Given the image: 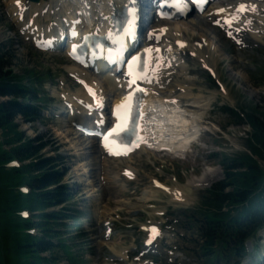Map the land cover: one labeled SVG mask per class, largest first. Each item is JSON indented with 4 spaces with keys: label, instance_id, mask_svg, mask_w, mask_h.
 <instances>
[{
    "label": "rangeland",
    "instance_id": "1",
    "mask_svg": "<svg viewBox=\"0 0 264 264\" xmlns=\"http://www.w3.org/2000/svg\"><path fill=\"white\" fill-rule=\"evenodd\" d=\"M7 7V0H0V43L11 42L13 44L23 68L37 69L38 71L51 69L56 73L59 81H67V76L72 69L70 68L71 63L66 56L64 54L56 56L42 54L36 51L31 44L21 41L20 37L10 26L13 19L10 17ZM181 26L188 27L190 25L182 23ZM198 28L199 30H193L191 34L201 36L202 34L200 33L202 31L210 33L201 23L198 24ZM186 33L191 35L188 31ZM209 35L211 42L217 41V35ZM214 50L217 54L222 55V58L227 55V47L221 39L216 43ZM255 56L256 54H252L250 61L249 59L246 61L254 64L255 60H260L255 59ZM218 64V70L221 75L220 80L225 84L227 92L231 94L229 96L234 97L235 103L238 105L255 104L264 108L263 80L248 74L249 70L247 72L242 70L238 63ZM193 67L196 68L197 66ZM69 84H71L70 81ZM209 84L205 77L201 76L200 72H195L194 77H190V85H188L193 90L191 97L200 98L206 104V110L197 115L200 120L207 121L208 124H204V129L209 131L202 137L198 158L191 157L183 161H174L169 158L162 159L160 155H157L154 159V162H158V165L160 164V166L176 171L181 182H184L194 173H202L206 166L219 167V163L216 160H212V153L218 152L223 156L233 154L236 151L233 147L234 144L244 146L247 140V134L244 131L249 129L248 126L227 128L229 119L220 110V107L226 103L225 97L217 89L211 88ZM47 88L48 96H46V100H49L51 96L56 98L58 86H55V91H53V85L51 84H47ZM7 99L0 97L2 102ZM49 115V117H52V114ZM49 117L47 114L44 120H35L33 122L24 121L22 117H18L16 122L21 125V130L25 132L27 137L37 140L42 139L36 144L47 143V147L39 155L41 158H61L62 161H59L58 165L62 162L60 164L61 168L69 170L66 180H69L72 184L76 182V197L74 201L81 213L80 218L74 221V224H72L74 226L69 232L77 239L79 255L85 258L86 262L82 264H102L101 256L105 251L104 245L110 244L109 247H113L114 254L120 248L129 247L137 239V226L146 224V220L155 218L153 212L149 213L148 204L145 201L151 196V193L148 195V188H150L152 175L143 178L144 180L139 178V180L128 184L125 188L127 191L123 195H106L102 185L100 186V191H98L99 185L96 183V179L98 178L99 154L93 141L78 138L64 120ZM212 125H215V127ZM249 130L251 131V129ZM27 163L28 161L22 164ZM137 168L144 171L139 160ZM146 174L149 173L147 172ZM153 174L155 177H159L154 172ZM160 179H164L165 182L169 183L172 181V178L162 173L160 174ZM221 179L222 175L220 176ZM198 197L200 196L195 191L190 198L196 199ZM110 200L112 201L108 202ZM160 200L164 202L163 205L165 207L172 204L168 196L160 195ZM107 218L115 220L112 223V227L118 233L109 241L99 238L100 233H102L101 222ZM97 228L100 231L99 235L97 234ZM81 234H83V237H81ZM189 245L191 248L192 245ZM8 256L12 257L11 254L6 253V257ZM44 256L50 255L46 253ZM111 256L106 259H110ZM61 264L68 263L62 260ZM188 264H192V262Z\"/></svg>",
    "mask_w": 264,
    "mask_h": 264
},
{
    "label": "trees",
    "instance_id": "2",
    "mask_svg": "<svg viewBox=\"0 0 264 264\" xmlns=\"http://www.w3.org/2000/svg\"><path fill=\"white\" fill-rule=\"evenodd\" d=\"M15 68H20L22 74H16ZM42 79V72L23 68L11 42L0 43V97L8 98L0 101V146L9 147L6 152L0 147V264H58L62 257L72 263L77 260L64 245L70 239L67 235L71 222L80 217V211L71 203L70 187L62 183L67 170L61 168V163L58 165L61 158H41L39 155L47 143L36 144L42 139L27 137L16 122L18 117L33 122L39 116L36 104L45 101L38 97ZM248 121L255 132L253 153L264 162V113L263 119L250 116ZM12 159L28 163L20 169H10L7 164ZM222 162L223 188L204 209L211 226L201 247L205 254H210L217 229L228 221L233 211L248 204L240 216L264 215V171L258 161L245 155ZM22 185L31 188L28 196L18 190ZM225 188H230V192H225ZM22 209L34 213L33 219H22L17 214ZM29 227L37 228L36 237L21 232ZM243 230L251 234L254 227L248 223ZM6 253L12 257L6 259ZM46 253L50 256L43 257Z\"/></svg>",
    "mask_w": 264,
    "mask_h": 264
},
{
    "label": "bare ground",
    "instance_id": "3",
    "mask_svg": "<svg viewBox=\"0 0 264 264\" xmlns=\"http://www.w3.org/2000/svg\"><path fill=\"white\" fill-rule=\"evenodd\" d=\"M86 2H82L81 5V11L83 14V18L85 20V23H87V20L91 23L93 18L99 17V15H106L107 20H109V16L112 13V8L110 7L112 4L114 7H118L123 5V0H83ZM20 5L22 4L21 1ZM54 4L61 3L62 8L64 11L62 13L66 14L67 22L69 20H74L76 16V9H67L68 7L72 6L71 0H53ZM88 3V4H86ZM38 10V7H36ZM262 12L264 13V7L262 9ZM51 11L48 13V17L51 16ZM54 15H58L54 14ZM56 21V20H55ZM37 22V20L35 21ZM85 23H83L80 28H86ZM256 27H261L260 30L264 31V22L257 21ZM101 24V22H100ZM59 26H61V21L59 22ZM102 32L107 31V24L100 27ZM51 31L42 30L45 34L50 35L53 34V31L56 30V28L50 27ZM31 30V29H30ZM177 34L182 32V30H175ZM32 35L31 31H29V36ZM256 34L251 36V38H255ZM207 40V39H206ZM77 41V40H76ZM202 57V56H199ZM116 68V67H114ZM117 76L118 74L112 75V73H109L108 76V86L112 89L111 94H117L120 95L121 91L118 89V86L120 83L117 82ZM181 84H177L176 87L180 88ZM173 90H170V93ZM184 94V92H182ZM174 97L169 95H163L161 97L154 98L152 100V104L154 107H157L159 110L158 116L153 117L152 124L149 126V131L151 138L154 139V144L152 147L156 151H161L163 148H167L171 152H176L179 150H184L185 146L191 142V140L194 138L195 134V126L193 125V122H191L187 118V111L186 109H183L184 107L180 104H172L171 101H165V98ZM156 99L160 101L159 106H157ZM151 104V102H149ZM151 104V105H152ZM151 107V106H149ZM151 197H148V199ZM145 199V198H143ZM147 201V199L145 200Z\"/></svg>",
    "mask_w": 264,
    "mask_h": 264
},
{
    "label": "snow or ice",
    "instance_id": "4",
    "mask_svg": "<svg viewBox=\"0 0 264 264\" xmlns=\"http://www.w3.org/2000/svg\"><path fill=\"white\" fill-rule=\"evenodd\" d=\"M18 2H19V0H18ZM249 10H251V11H255V10H256V6H255V5H251V6H249V5L245 4V3H241V4H239V5L237 6L236 10H235L233 13H231V14L227 15L226 17H224V19H223V24H224V25H227L229 28L233 27V25H234L235 21L238 19V17H239L241 14H243V13L249 11ZM224 11H225L224 8H220V9H217V10H216L217 13H222V12H224ZM215 22H216L217 24L221 23L220 20H216ZM247 23H250V21H248ZM241 30H242V29H240V28H237V29H236L237 32H239V31H241ZM229 35H231V33H229ZM237 42L239 43V42H241V41L238 40ZM177 43L180 45V47H184V46H185V42H183V41H177ZM136 59H137L136 57H133V61L130 62V64H129V69H130V71H129V75L132 77V79H131L130 82H129V83H130V86H131V85H135L136 82H137V80H148L149 82H151V81H150V78H149L147 75H139V74H136V73H134V72L132 71V63H134V62L136 61ZM205 67H207V65H205ZM136 90L139 91V92H145V90H144L143 88L139 87L138 85H137V89H136ZM88 91H89V93H90L93 97H95V92H94L91 88H89ZM131 100H132V95L130 94L129 97L127 98V101H131ZM129 107H130V105H129L128 102H122L120 105L117 106L118 109H119V108H125V109H127V108H129ZM141 115H143V114L141 113ZM119 128H121V125L118 124V125H117V129H119ZM117 129H113V132H116ZM105 139L107 140L108 138L105 137ZM142 139H143L142 137H137V146H138V143H139ZM144 142H147V141H144ZM105 146H106V147H109L110 151H112L111 148H110V146H109L108 144H106ZM112 154H113V155H121V154H126V152H125V153H122V152H120V151H112ZM150 233H151V234H150L149 239H148V241H147V243H149V244L152 242V240L155 238V236L158 235V229H157L156 227L153 226V227L150 229Z\"/></svg>",
    "mask_w": 264,
    "mask_h": 264
}]
</instances>
